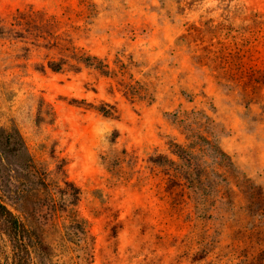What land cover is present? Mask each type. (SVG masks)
Wrapping results in <instances>:
<instances>
[{
  "label": "rangeland",
  "instance_id": "obj_1",
  "mask_svg": "<svg viewBox=\"0 0 264 264\" xmlns=\"http://www.w3.org/2000/svg\"><path fill=\"white\" fill-rule=\"evenodd\" d=\"M0 191V264H264V0H0Z\"/></svg>",
  "mask_w": 264,
  "mask_h": 264
},
{
  "label": "trees",
  "instance_id": "obj_2",
  "mask_svg": "<svg viewBox=\"0 0 264 264\" xmlns=\"http://www.w3.org/2000/svg\"><path fill=\"white\" fill-rule=\"evenodd\" d=\"M0 221L4 225H6L9 229L14 230L15 233H18L19 235L21 234L23 230H25L23 225L14 217V215L10 212V210L5 205L4 201L2 200L1 193H0ZM12 244H13L12 247L15 253V251L20 248V245L18 241ZM13 264H18V262L13 263Z\"/></svg>",
  "mask_w": 264,
  "mask_h": 264
}]
</instances>
